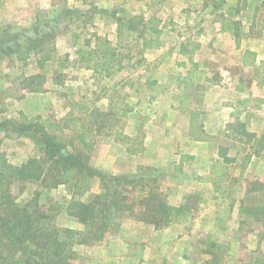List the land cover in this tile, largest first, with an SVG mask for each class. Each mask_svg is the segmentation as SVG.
<instances>
[{"label": "rangeland", "instance_id": "rangeland-1", "mask_svg": "<svg viewBox=\"0 0 264 264\" xmlns=\"http://www.w3.org/2000/svg\"><path fill=\"white\" fill-rule=\"evenodd\" d=\"M236 5L244 6L227 14ZM116 17L133 18L131 29L118 35ZM152 25L160 31L161 44L143 51L141 37L149 35ZM236 26L241 29L239 38L232 34ZM0 28V33L6 31L0 35V159L21 164L40 155L35 138L16 130L23 121L21 114L60 123L66 137H74L83 125L90 142L89 166L108 176L134 179L127 189L144 185L167 203L189 208L158 229L137 219L140 207L115 212L114 225L102 240L75 245L74 264H171L163 251L167 239L188 245L183 247L189 253L184 264H253L257 258L258 264H264L263 218L239 213L234 220V224L240 222L239 230L231 234L236 236L234 243L221 242L220 248L219 229L212 226L219 219V210H214L219 201L204 196L211 187L214 194L219 193V175H226L229 203L263 204L264 190L257 184V190L249 188L258 182L264 189V159L249 169L243 167L241 158V167L232 162L224 171L215 162L217 156L223 162L216 145L194 150L199 155L196 161L188 162L182 154L187 150L183 140L187 129V134L192 132L186 122L192 121L188 109L201 106L203 92L215 89L202 80L203 74L215 82L219 72L222 101L231 92L233 80L247 84L255 77L240 65V53L256 48L264 57V0H0ZM197 28L199 34H195ZM216 29L225 34L219 39V70L214 52L199 55L195 49L181 55L177 51L186 36L200 43L204 30L211 35ZM95 37L108 40L120 55L123 69L106 76L81 64L76 51L92 48ZM25 50L29 54L17 55ZM45 54L50 58L39 69L36 57ZM204 60L209 62L200 65ZM193 65L198 79L186 77ZM31 75H36L32 82L35 91L29 92L21 81ZM58 76L61 84L56 83ZM209 107L216 108L214 103ZM120 126L126 134L144 133L142 152L130 155L114 141L113 133ZM224 150L226 155L235 153L234 149ZM204 176L211 181L204 183ZM36 189L41 190L39 202L54 207L55 225L80 229L82 225L68 214L66 205L71 200H86L101 187L97 177L81 195L64 184L46 189L37 182L16 181L12 186L18 200L31 197ZM170 245V251L183 246Z\"/></svg>", "mask_w": 264, "mask_h": 264}, {"label": "trees", "instance_id": "trees-1", "mask_svg": "<svg viewBox=\"0 0 264 264\" xmlns=\"http://www.w3.org/2000/svg\"><path fill=\"white\" fill-rule=\"evenodd\" d=\"M243 6L229 7L227 14L239 11ZM115 21H117L118 35H120L123 29H131L133 18L121 20L116 17ZM137 23L142 24L141 18ZM228 23L234 26L237 24L235 21H228ZM235 29L236 32L233 30L232 34L235 38H239L241 29L239 26ZM148 31L149 35L141 37L143 51L153 50L161 44L159 29L152 25ZM5 32L3 31L0 35H4ZM200 32L201 29L197 28L195 34ZM89 44L86 42V47ZM198 46L199 43L186 36L180 43L178 52L181 55H188ZM27 54L29 50L17 52L18 56ZM76 55L79 56L85 68L98 74L105 73L106 76H110L123 69L120 55L116 54L115 48L111 47L108 40L102 37H95L92 48L78 49ZM49 58L48 54L37 55L35 62L38 68L43 69L44 63ZM254 61L255 53L248 49L244 50L243 66L252 65ZM260 64L264 73V61ZM195 66L193 65L192 69L187 72V78H192V76L199 78L194 75ZM35 76L25 77L21 81L23 88L29 92L35 91L32 86ZM56 83H62L60 76ZM118 110L120 107L117 108ZM194 112L192 111L191 114ZM20 116L23 117V121L16 130L29 132L35 138L40 146V155L28 158L21 164H12L5 159H0V264H74L75 245H92L102 240L105 233L111 229V225H114L112 215L115 212L124 210L133 212L135 207H140L137 219L152 224L155 229H158L168 225L173 217L189 209L185 205L167 203L159 197V193L147 191L144 185L140 188L134 186L127 189L128 185H134V179L108 176L89 166L87 151L90 142L83 125L77 129L74 137H66L58 122L35 117L28 118L22 114ZM71 120L74 121V117ZM227 128L244 134L248 138L255 137L253 133L244 132L243 125L237 121L235 124H228ZM55 131L59 133L56 134ZM113 134L114 141L123 145L128 154L137 155L143 151L144 133L126 134L123 126H120ZM255 139L254 143L262 146L261 141L264 140V136L261 135ZM258 152V148L253 150L254 154ZM219 155L225 164L234 160L225 154L223 148H219ZM94 177L99 180L100 192L89 196L86 200H71L66 205L68 214L82 225L80 229L62 228L55 225L54 218L57 213L51 203L42 205L39 202L41 190H34L31 197L26 200H18L12 190L13 183L16 181H32L46 189L64 184L73 189L75 194L81 195L90 189ZM256 184L262 191L264 190L263 186L256 182L255 185H251L249 191L257 190ZM134 193L138 195L131 198ZM239 213H249L256 220H260L261 217L264 220V203L249 206L241 201ZM258 259H255L253 264H258Z\"/></svg>", "mask_w": 264, "mask_h": 264}, {"label": "crops", "instance_id": "crops-1", "mask_svg": "<svg viewBox=\"0 0 264 264\" xmlns=\"http://www.w3.org/2000/svg\"><path fill=\"white\" fill-rule=\"evenodd\" d=\"M2 30L5 29L2 28ZM224 35L225 34L222 32L219 33V29H216L211 35L204 30L202 34L203 40L199 39V48H197V50H195L194 52L195 54L197 52V54L199 55H202L205 52L207 54H211L214 52L216 58L218 57L217 60H215L216 64L218 65V70L219 46L221 44L219 39L221 37H224ZM248 49L255 53L254 64L243 66L242 62H240V65L244 68L250 69L251 73L255 74V77L252 76L251 81L247 84L241 79L233 80L231 92H229L227 97L223 99L224 101H222V99H219V72L215 82H213L208 74H203L204 77L202 78V80H206L211 86L214 85L215 89H213L212 92H203L201 96H203L204 99L202 100L201 106L191 107L190 109H188L192 121L190 119V121L187 120L186 122L187 127L191 128L192 132H189V134H187V129L186 136L183 139L185 144L187 145V150L182 153L187 156L189 160L188 162H190V160L196 161L199 159V155L197 156V153L194 152V150H206L212 148V144L216 145V148L218 150L219 148L235 150V153H233L232 155L227 154V156L234 159L227 164L222 162L218 156L215 159L216 164H218L219 168L223 169L224 171L227 170L232 162L240 166L241 158L242 160H244L243 167L248 166L249 169H252L255 164L259 163L260 161L258 160L260 158L264 159V140L261 141L262 146L254 143L256 141L255 138H259L261 135L264 136V73L262 72L263 67L260 64V62L264 61V57L260 55L258 49ZM243 53L244 50H242L240 53L241 59ZM201 62L202 63H200V65L206 66L205 64H207L209 61L204 60ZM190 70L191 69H187V72H189ZM205 75L208 76V78L205 79ZM192 82L194 81H190L187 84L191 86L194 84ZM211 103L215 104V109L209 107V104ZM192 111H195L194 114H191ZM193 119L197 120L193 121ZM236 121L243 125L242 129H244V132L253 133L255 137L248 138L244 134H239L227 128L228 124H235ZM256 148L259 149V152L257 154H254L253 150H255ZM202 178V181L204 183H207L206 181H211V179L207 178L206 176ZM228 180L229 178L226 175H219V193L216 192L214 194L215 191L212 187L209 189L210 192H204V196H206L205 199H213L215 202L219 201V204L214 205V210H219V215H217L219 216V219L216 220L217 225H215V223H213L212 221V226L215 228H210H213V230L219 229L220 248L222 247L220 244L221 242H226L227 245L229 242L230 245L234 243L236 236H232L231 234L234 230H239L240 227V222L234 224V220L237 219V216L239 214V205L241 202L239 203L233 201L229 203V199L232 198L226 195L225 192V188L227 186L225 181L227 182ZM244 189L245 188L243 187V191ZM240 197L242 196H237V198ZM218 206L219 208H217ZM169 230H171V226H168L164 229V231L167 233L169 232ZM222 239L223 241H221ZM165 243L164 246L165 248L167 247L168 250L164 248L163 251L165 252L164 255L167 256L169 263L180 264L185 262V256H188L185 254L189 253H185L183 247L188 246L187 244H181L179 239H167ZM171 243H174V245L180 244L183 246L179 247L178 245V248H176L175 250L173 248V250L170 251L169 249L171 247ZM181 248H183L182 251H180ZM190 248L191 247L189 246V250ZM175 251H177V254L174 253Z\"/></svg>", "mask_w": 264, "mask_h": 264}]
</instances>
